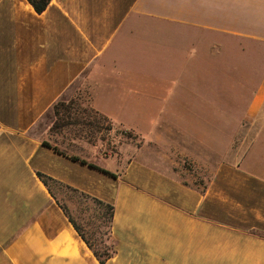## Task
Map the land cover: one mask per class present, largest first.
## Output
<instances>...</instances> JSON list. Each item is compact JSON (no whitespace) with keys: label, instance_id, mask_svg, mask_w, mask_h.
I'll return each mask as SVG.
<instances>
[{"label":"crops","instance_id":"1","mask_svg":"<svg viewBox=\"0 0 264 264\" xmlns=\"http://www.w3.org/2000/svg\"><path fill=\"white\" fill-rule=\"evenodd\" d=\"M214 48L244 76L238 97L222 96L238 118L223 114L218 132L213 95L199 92ZM80 88L143 141L136 152L160 149L154 163L50 131L52 107ZM156 116L178 118L197 152L141 138ZM37 173L113 206L105 264H264V0H51L40 15L0 0V264H99Z\"/></svg>","mask_w":264,"mask_h":264},{"label":"rangeland","instance_id":"2","mask_svg":"<svg viewBox=\"0 0 264 264\" xmlns=\"http://www.w3.org/2000/svg\"><path fill=\"white\" fill-rule=\"evenodd\" d=\"M238 54V53H236ZM232 56L230 52H224L222 48H214L213 50V67L212 72H209V76H212L214 81L208 88L204 90H199V92L212 94L213 95V105L215 114L213 115V129L215 128V132L217 129L221 128V122L223 120H227L228 118L224 116H230V120H235L238 118L239 111H241L242 107L238 105H233L232 101H228L226 98L223 99L222 96L226 97L227 92L229 91L230 96L238 97L240 94L241 87L243 86L242 83L244 81V76L241 74L242 71H239L237 68L234 70L224 69L222 68V61L223 57ZM240 57H249L250 53L245 52L238 54ZM234 57H231V60ZM238 59V58H236ZM224 74V75H223ZM64 102L71 103V114L73 122H80L81 124H72L67 127H64L63 133L70 140L80 141L82 144L83 142L90 144L89 142L92 141H101L102 142V150L103 153L105 152H115L121 151L127 156H133L137 163H154V160L157 159L155 157L156 152H159L160 149H154L153 146L146 147L143 151H138L140 147L143 145V141L141 139L134 136L129 132H125L118 127L110 126L109 130H103L102 132L96 133V129L92 127H87V125H83L84 122L89 121L88 114L86 111H89V104L86 98L85 91L83 88L76 91L75 94L65 99ZM221 112V115H217L216 112ZM228 114V115H227ZM51 119L53 120L51 126L54 123V117L51 112ZM178 118L174 117H164V116H156L151 117L149 124L153 125L149 127V131L141 132V138L148 140L150 143L153 144V140H156L158 137H165L161 143V147H167L168 144H177L180 147H190V148H183L185 151H189L192 154H195L198 149V142L196 140V134L188 131V129L180 132L177 130L176 121L174 120ZM183 121L187 122L186 126L191 125V121L195 120H202L205 118L202 117H194V116H187L186 118H182ZM91 120V119H90ZM210 121V118H208ZM84 121V122H83ZM210 124V123H209ZM103 125H105L103 123ZM50 126V127H51ZM168 128H171V131H168ZM63 130V129H62ZM171 132L165 134L166 131ZM214 131V130H213ZM97 135V137H96ZM208 137L214 136L215 134H207ZM83 137V138H82ZM87 139V141H86ZM168 140V141H166ZM81 143H77L78 146H83ZM167 143V144H166ZM115 144V145H113ZM118 146V147H117ZM147 146V145H145ZM69 151H76L75 148H69L61 146ZM80 150V147H78ZM156 151V152H155ZM155 158V159H154ZM204 158V157H203ZM177 161L180 158L176 159ZM183 164V161L181 162ZM188 161H184L183 168H188ZM192 168V166H191ZM196 178L192 180V182L196 185L203 186L205 181L203 180L204 174L206 171L201 172V170L194 169ZM184 177V175H181ZM53 191L59 200V202L66 207L67 211L69 212L70 216L74 219L76 224L80 227L84 237L88 240L91 246L96 250L101 252L103 245L106 243L108 235L106 234L107 229L102 224V220L99 219L101 216L102 210L96 207L91 202L80 198V196L73 194L71 192L61 190L58 187H53Z\"/></svg>","mask_w":264,"mask_h":264},{"label":"trees","instance_id":"3","mask_svg":"<svg viewBox=\"0 0 264 264\" xmlns=\"http://www.w3.org/2000/svg\"><path fill=\"white\" fill-rule=\"evenodd\" d=\"M26 1L33 8L34 12L36 14L40 15L48 7L51 0H26ZM71 106H72L71 103L69 104V103H66L64 101H59L52 107L51 112H52V115H53L55 120H54L53 125L50 127V131H55V130L61 129L63 127H67L69 125H72V124H81L79 121L73 122L72 114H71ZM88 109H89V111L88 112L86 111V113L88 114L87 116H88L89 121H86V122L83 121L84 122L83 125H87V127L95 128L97 134L99 132H102L103 130H109L110 129V126L112 124L107 118H105V117L101 116L100 114H98L97 112H95L90 106ZM103 123L105 125H103ZM134 136L137 137L136 135H134ZM96 137H97V135H96ZM43 145L46 147H50L45 142H43ZM53 150L58 152V150L56 148H54ZM70 159L73 161H76V162H80L81 164H87L85 161L80 160L78 157H75V156L70 157ZM88 166L93 168V169H96V170H98V171H100V172H102V173H104V174H106L112 178H115V175H113V174H111L105 170L99 169L94 165L88 164ZM37 177L41 181V183L44 185V187L47 189V191L52 196V198L55 200V202L57 203L59 208L62 210V212L64 213V215L68 219L69 223L72 225V227L77 232L79 237L83 240V242L86 244V246L92 252V254L96 258V260L99 262V264H105L110 258L113 257V255L115 253L114 242H113L111 235H110L111 221L113 218V206L109 205V204H105V203H103V202H101L95 198L89 197V196H87L83 193H80L77 190L72 189L68 186L62 185V184L42 175L40 173H37ZM55 186L60 188L61 190H65V191H68V192H71L73 194L80 196V198H83L84 200L91 202L96 207H98L100 210H102V213H101V216L99 217V219L102 220L103 226H105L107 229L106 234L108 235V238L106 240V243L103 245L101 252L96 251L91 246V244L88 242V240L84 237L80 227L76 224L74 219L70 216L66 207L63 206L59 202V200L57 199V197L53 191V187H55Z\"/></svg>","mask_w":264,"mask_h":264}]
</instances>
